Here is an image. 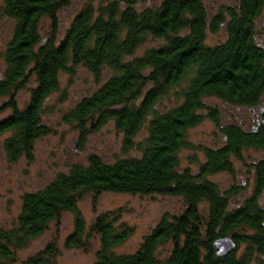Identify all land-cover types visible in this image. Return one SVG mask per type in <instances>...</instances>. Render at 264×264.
Listing matches in <instances>:
<instances>
[{
  "label": "trees",
  "instance_id": "1",
  "mask_svg": "<svg viewBox=\"0 0 264 264\" xmlns=\"http://www.w3.org/2000/svg\"><path fill=\"white\" fill-rule=\"evenodd\" d=\"M72 1L0 0V17L14 22L0 54V151L11 164L35 160L37 141L52 134L45 119L62 75L82 67L97 88L65 112L63 122L75 130L81 147L112 124L122 136L123 152L133 155L109 163L91 154L26 192L17 224L0 227V264H15L18 252L65 213L74 221L64 247L89 251L98 245L96 264H252L256 255L264 257V162L254 166V192L239 205L231 204L233 192H222L209 179L232 173V160L242 159L245 150L264 149V123L254 124L251 111L264 109V45L256 25L264 0H233L213 17L204 0H163L144 8L136 0L98 6L88 0L60 37V13ZM222 27L225 41L208 46V31ZM149 39L164 44L137 55ZM26 88L29 100L20 107L18 93ZM210 98L249 109L250 125H222L219 108L206 103ZM204 113L222 145L200 147L205 161L193 172L181 167L180 153L191 148L188 133ZM103 193L175 196L185 208L164 214L138 249L124 254L116 250L134 234L123 221L124 210L103 212L88 224L79 208L86 196L94 197L95 207ZM225 238L236 246L220 256L214 244ZM57 256L52 241L25 264H56Z\"/></svg>",
  "mask_w": 264,
  "mask_h": 264
},
{
  "label": "rangeland",
  "instance_id": "2",
  "mask_svg": "<svg viewBox=\"0 0 264 264\" xmlns=\"http://www.w3.org/2000/svg\"><path fill=\"white\" fill-rule=\"evenodd\" d=\"M87 1L73 0L69 8L61 11L60 37ZM108 1L95 0L94 4L96 6L106 5ZM162 1L152 0V5H159ZM143 3L142 8L148 5L147 1ZM204 3L210 16L213 17L232 6L233 0H204ZM44 24L43 38L49 22ZM13 27L14 22L12 20L4 16L0 17V54L11 37ZM225 39L226 31L222 27L216 33L208 31L206 44L217 46L223 43ZM262 39L264 40V35ZM163 44L162 40L149 39L140 48L137 55L143 54L144 51L150 48H158ZM1 70H3V62L0 57ZM96 88L97 84L93 75L82 67L76 69L75 74L72 76L62 75L60 89L49 102L53 106V110L45 119V123L52 129V134L37 141L35 160L30 163L26 159H21L18 163L11 164L0 151L1 228L10 229L17 224L22 206V196L26 192L44 187L54 179L56 174L66 172L72 164L85 163L91 154L98 155L109 163L133 155V152H123L122 136L117 133L112 124L90 136L88 141L81 147L75 130L72 126L63 122V114L83 97L91 94ZM29 94L28 88L18 93L17 99L20 107L26 105ZM206 103L211 107L219 108L222 125L234 122L244 123L245 121L248 126L250 125L251 113L249 109L230 106L215 98L208 99ZM170 104V100H164V105L169 106ZM206 114H203V121L188 133L191 148L184 149L180 153L181 167L189 168L193 172H196L200 168V164L205 161L204 152L200 147L215 149L222 145L220 132L215 124L206 117ZM262 161L264 162V149L245 150L242 159L232 160V173L215 174L210 176L209 179L217 184L222 192L234 193L231 198L232 205L242 204L254 192L256 185L254 166ZM261 198L264 205V191ZM93 200V196H86L79 204V208L88 224H91L103 212L120 208L124 210L123 221L134 228V234L116 250L124 254L135 252L144 237L158 224L164 214L178 215L185 208L183 199L175 196L103 193L97 197L95 207ZM73 221V214L65 213L60 223H53L41 238L18 252L15 264H25L30 257L52 241H55L58 247L56 264H96L98 245H94L89 251L68 250L64 247L65 238L73 230ZM244 250L245 246L242 245L239 254H242ZM169 252V247L161 250L160 259L165 258ZM252 264H264V257L256 255Z\"/></svg>",
  "mask_w": 264,
  "mask_h": 264
},
{
  "label": "flooded vegetation",
  "instance_id": "3",
  "mask_svg": "<svg viewBox=\"0 0 264 264\" xmlns=\"http://www.w3.org/2000/svg\"><path fill=\"white\" fill-rule=\"evenodd\" d=\"M122 1H124V0H122ZM136 1L138 2L139 5H141L144 1H147L148 6H151V3H152V0H136ZM256 25H257V28L260 30V35H261L260 41L264 45V43H263L264 40L262 39V37L264 35V8H263L262 15L257 19ZM259 110H260V112L258 113L254 109H251V111L253 113L254 124H256L258 126H260L262 123H264L263 122L264 120L262 119L264 109L260 108Z\"/></svg>",
  "mask_w": 264,
  "mask_h": 264
},
{
  "label": "water",
  "instance_id": "4",
  "mask_svg": "<svg viewBox=\"0 0 264 264\" xmlns=\"http://www.w3.org/2000/svg\"><path fill=\"white\" fill-rule=\"evenodd\" d=\"M214 245L217 248L220 256L227 254L236 246L231 238L217 240Z\"/></svg>",
  "mask_w": 264,
  "mask_h": 264
}]
</instances>
